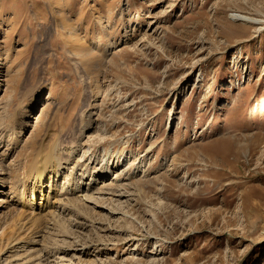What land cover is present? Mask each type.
Returning a JSON list of instances; mask_svg holds the SVG:
<instances>
[{"label": "rangeland", "instance_id": "rangeland-1", "mask_svg": "<svg viewBox=\"0 0 264 264\" xmlns=\"http://www.w3.org/2000/svg\"><path fill=\"white\" fill-rule=\"evenodd\" d=\"M59 159L125 196L24 217ZM0 187V264H264V0H0Z\"/></svg>", "mask_w": 264, "mask_h": 264}, {"label": "bare ground", "instance_id": "bare-ground-1", "mask_svg": "<svg viewBox=\"0 0 264 264\" xmlns=\"http://www.w3.org/2000/svg\"><path fill=\"white\" fill-rule=\"evenodd\" d=\"M236 18L239 20H243V21H250L248 18H245L242 16H236ZM54 147L56 148V147H58V145H56ZM64 150L65 149H61L60 151H58L56 153V156L60 153L62 154L64 152ZM63 154H65V153H63ZM62 161H63V159H59V160L54 162L52 167H49V168L43 167L42 169L40 168L35 172V174L32 175V176H34V178L32 179L34 188L32 190H27L24 187V192L21 193V196L18 198V202H17V204L20 205L21 207H23L24 202H29L28 204L30 205V208L28 210H24V209L20 208L24 217L27 215V216H30V218L31 217L36 218V217L43 215V216L51 218L63 209V203L65 204L64 201H66V199L68 197L77 195L78 193H84V192L87 193L86 197H84V198L81 196L78 197L81 201H84L85 204L86 203L92 204V202L94 203L95 200H99V201L104 200V199H100V197L104 194H105V196L111 195L114 198L115 197L122 198L125 196L124 193L120 194L118 190L110 188V186L108 184H104V186H102L103 184L101 186H98V184L95 181H92L91 183L85 184L83 186L82 183H84L85 181H82L81 178H83V180H85L86 179L85 176L89 173H85L82 175H80L78 173L73 178H67L66 181L60 180V177H62L61 173L66 169V166L68 165V162H62ZM120 161L121 160H119V162L117 163L116 168H118L119 165L121 164ZM109 169L110 168H108L106 170L110 171ZM124 173L126 174V171ZM108 174H109V172L107 173V175L104 178H107ZM79 177H80V179H79ZM46 179L48 180V184L42 185V181H44ZM45 183H47V182H45ZM86 185L88 187L87 189H85ZM46 187H49V191H48L47 196H45V199H44V198H42L43 197L42 193H45L44 190ZM0 189H4V188L0 187ZM18 191H19V189H18ZM11 194H13V193H11ZM15 194H13V195H15ZM5 195H7V194L4 193V191L1 192V197H4ZM38 195L41 197L40 202H38L36 200V197L38 198ZM13 197H15V196H13ZM16 198H17V194H16ZM109 201L110 202H116V200H112V199H109ZM1 204H3V203H1ZM100 206H102V205H100ZM95 207H99L98 202H97ZM109 213L112 215L116 214L111 209H109ZM25 220H26V218H25ZM16 242H18V241H16ZM32 243L36 244V249H34L32 251H25L24 246L19 247V243L12 242L10 244L8 250L3 253L5 256L12 253L10 256H7L8 259H7L6 263L7 264H41V260H40L41 258L39 259V256H40L39 253L41 251V245L39 243H37L36 241H32ZM81 248H83V247H81ZM81 248L76 250V252L79 254H86L87 249L86 248L81 249Z\"/></svg>", "mask_w": 264, "mask_h": 264}]
</instances>
